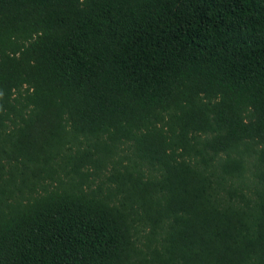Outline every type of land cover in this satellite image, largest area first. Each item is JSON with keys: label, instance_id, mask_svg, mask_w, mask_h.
Here are the masks:
<instances>
[{"label": "trees", "instance_id": "obj_1", "mask_svg": "<svg viewBox=\"0 0 264 264\" xmlns=\"http://www.w3.org/2000/svg\"><path fill=\"white\" fill-rule=\"evenodd\" d=\"M0 264H264V0H0Z\"/></svg>", "mask_w": 264, "mask_h": 264}, {"label": "rangeland", "instance_id": "obj_2", "mask_svg": "<svg viewBox=\"0 0 264 264\" xmlns=\"http://www.w3.org/2000/svg\"><path fill=\"white\" fill-rule=\"evenodd\" d=\"M72 148H77L78 150H82L86 148V144L82 139H79L78 142H75L72 145ZM130 153L127 145H122L119 147V150L116 151L115 154L112 155L110 161L104 163L102 167L93 170L91 167L86 169V179L84 183L92 190H95L99 187L101 190V194L104 193V190L108 186H113V181L110 180V176L115 174L116 172H121L124 166H129ZM114 160L118 161L117 163H112ZM62 177V175H60ZM65 178H62L64 180ZM49 185V188H54L56 186V181L53 180L51 182L46 181Z\"/></svg>", "mask_w": 264, "mask_h": 264}]
</instances>
